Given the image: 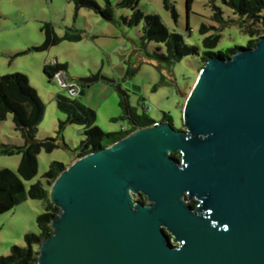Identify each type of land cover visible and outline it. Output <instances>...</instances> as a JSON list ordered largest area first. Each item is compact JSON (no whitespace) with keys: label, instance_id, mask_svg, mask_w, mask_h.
I'll list each match as a JSON object with an SVG mask.
<instances>
[{"label":"water","instance_id":"95a60500","mask_svg":"<svg viewBox=\"0 0 264 264\" xmlns=\"http://www.w3.org/2000/svg\"><path fill=\"white\" fill-rule=\"evenodd\" d=\"M99 79L115 83L80 81ZM182 117V129L140 127L66 166L50 187L60 212L37 264H264V36L207 60ZM184 192L209 193L227 227L194 214Z\"/></svg>","mask_w":264,"mask_h":264},{"label":"rangeland","instance_id":"374dc122","mask_svg":"<svg viewBox=\"0 0 264 264\" xmlns=\"http://www.w3.org/2000/svg\"><path fill=\"white\" fill-rule=\"evenodd\" d=\"M96 1L101 6L106 4V0ZM109 1L113 7L112 20L103 18L92 8H76L75 0H0V23L12 24L24 20L23 33L43 39V43L45 33L42 27L45 22H50L62 38L50 46L49 50H33L14 56V61L9 59L5 65H0V74H26L45 104L43 119L35 133L36 140L57 139L54 150H42L37 155L36 175L23 180L26 190L38 181L47 186L45 173L53 161H61L68 166L79 158V146L85 139V128L83 125L66 123L60 130V122L67 116L57 107L58 93L78 98L93 108L97 116L95 123L105 132L119 131L123 126H130L120 105L121 100L126 107H134L137 112H144L157 121H161L164 113H170L173 126L182 129L184 101L203 67L205 49L202 41L205 35L200 33L201 25L210 27L208 34H220L217 51L245 46L250 39L244 27H241L244 17L234 13L225 0H193L189 11L186 0H173L177 19L165 8L163 0H140L139 8L145 14H158L170 30L183 34L187 43L199 47V54L169 64L149 55L159 48L165 52L166 47L155 41H147L144 45V21L138 25H128L124 18L132 15V9L119 6L121 0ZM214 5L222 11L225 20L223 24L213 19ZM18 11L22 14L16 15ZM67 28L78 29L82 37L78 40L64 39ZM1 41L0 36V47ZM40 53L47 54L50 60L58 57L60 63L66 62L67 74L72 81L100 73L115 83L99 79L88 84L84 94L74 95L55 79L47 77L43 66L36 60ZM129 68L134 71H128ZM121 115L125 117L121 118ZM25 143L26 137L16 128L13 115L9 113L6 119L0 121V149L4 144L21 147ZM22 155L21 152L6 154L0 151V168L17 171ZM45 206L44 200L28 196L26 200L0 214V256L10 254L14 245L25 246L27 233L39 232L37 217L44 212Z\"/></svg>","mask_w":264,"mask_h":264},{"label":"trees","instance_id":"16d2710c","mask_svg":"<svg viewBox=\"0 0 264 264\" xmlns=\"http://www.w3.org/2000/svg\"><path fill=\"white\" fill-rule=\"evenodd\" d=\"M139 1L121 0L118 5L132 9V15L124 18V21L128 25H138L141 21H144V45L147 41H155L165 45V52H161L159 48L149 54L151 57L173 64L184 57L199 54L198 46L187 43L183 34L170 30L158 14H145L139 8ZM163 2L165 8L177 19L178 13L174 1L163 0ZM192 3L193 0H186L188 11L191 9ZM225 3L234 13L244 17L241 27H244L250 39L245 46H233L217 51L216 47L220 40V34H208L210 27L202 24L200 33L205 35L202 41L205 49L202 56V66H204L207 60L216 55L228 58L243 47L252 48L255 46L256 40L264 36V0H225ZM75 4L76 8H92L103 18L107 20L113 19V7L109 0H106L105 6H101L96 0H75ZM213 8V19L223 24L225 20L221 9L216 5ZM42 30L45 33L44 42L38 46L31 47L23 53L33 50H47L62 39L57 35L50 22H45ZM81 37L82 35L78 29L67 28V32L63 38L78 40ZM67 68V63L55 62L54 64L44 65V73L50 79L56 71L67 70ZM131 69L129 68L128 71ZM82 84L83 89L81 94H84V89L88 84L83 82ZM56 102L58 109L67 116L65 120L60 122V130L66 123L83 125L85 128V139L79 146V157L100 150L140 127L153 125L157 122V120L151 118L146 113L137 112L134 107L128 106V111H126V106L121 100L120 105L124 115L129 119L130 126H124L119 131L105 132L95 123L97 117L96 111L78 98H71L58 93L56 95ZM44 112L45 104L38 95L37 90L30 84L26 74L22 72L0 74V121L6 119L8 114L11 113L16 128L20 129L26 137V143L21 147L4 144L0 149L2 153L6 154H13L15 152L23 154L17 171L9 168H0V214L12 209L15 205L26 200L28 196L33 199H42L46 203L44 212L37 217L39 232L27 233L25 235L26 245H14L10 254L0 256V264H37L39 247L54 232L52 220L60 212V208L51 202L49 192L55 179L66 168L67 165L64 162L53 161L51 163L45 173L47 186L38 181L26 190L23 182V180L31 179L36 175L38 171L37 155L42 150L50 152L57 147L56 138H47L42 141H38L35 138V133L39 123L43 119ZM124 115L120 117L124 118ZM161 121H169L173 124L170 113H164ZM172 156L179 159L180 154L174 152Z\"/></svg>","mask_w":264,"mask_h":264},{"label":"crops","instance_id":"0c3cea01","mask_svg":"<svg viewBox=\"0 0 264 264\" xmlns=\"http://www.w3.org/2000/svg\"><path fill=\"white\" fill-rule=\"evenodd\" d=\"M19 14L22 13L18 11L16 15ZM23 23H25L24 20L14 22L12 24H7L5 22L0 23V36L2 40L1 41L2 47H0V59H1L0 65L1 63L2 65H5L9 59H11V61H14L13 59L14 56H20L22 54L30 53V52H26V53L23 52H25L26 50L30 49L33 46L42 44L43 39L32 38L30 35L26 36V34L23 33V27H24ZM2 58H4V60ZM36 58H37L36 60H38L40 65L43 66V70H44L45 62L47 60H50L49 56H47V54L45 55L43 53H40L39 55H37ZM52 59L60 63L58 57H53ZM67 70L65 71L67 72Z\"/></svg>","mask_w":264,"mask_h":264},{"label":"flooded vegetation","instance_id":"af4514ba","mask_svg":"<svg viewBox=\"0 0 264 264\" xmlns=\"http://www.w3.org/2000/svg\"><path fill=\"white\" fill-rule=\"evenodd\" d=\"M182 198L186 202V204L192 209L194 214L199 215L203 218H208L213 225L218 226L220 229H225L227 227L225 223L223 224L219 223V221L214 217L213 208L206 204V201L209 198V193H206L203 196H199V195L190 196L189 193L184 192ZM134 200L142 202L144 204L152 203L149 201L148 197L143 193L135 194ZM161 227L164 229L169 242L174 246H178L180 243L179 241L174 240V235L170 233L165 226H161Z\"/></svg>","mask_w":264,"mask_h":264},{"label":"built area","instance_id":"2783aa9c","mask_svg":"<svg viewBox=\"0 0 264 264\" xmlns=\"http://www.w3.org/2000/svg\"><path fill=\"white\" fill-rule=\"evenodd\" d=\"M55 60H47L45 65L47 64H54ZM55 79L64 89H68L74 95H80L83 89V84L81 81H72L69 79L68 74L65 70H58L56 71L52 78ZM159 122H155L154 124H158ZM124 127V126H123Z\"/></svg>","mask_w":264,"mask_h":264},{"label":"clouds","instance_id":"9594fccd","mask_svg":"<svg viewBox=\"0 0 264 264\" xmlns=\"http://www.w3.org/2000/svg\"><path fill=\"white\" fill-rule=\"evenodd\" d=\"M159 122V121H158Z\"/></svg>","mask_w":264,"mask_h":264}]
</instances>
